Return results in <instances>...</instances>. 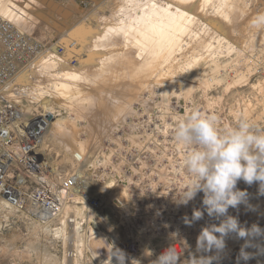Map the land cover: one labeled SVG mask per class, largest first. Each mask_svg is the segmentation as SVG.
<instances>
[{
    "label": "rangeland",
    "instance_id": "obj_1",
    "mask_svg": "<svg viewBox=\"0 0 264 264\" xmlns=\"http://www.w3.org/2000/svg\"><path fill=\"white\" fill-rule=\"evenodd\" d=\"M36 1H39L38 3L42 5L40 8L44 7V9H47H45L46 18H41L42 20H40L44 25L46 24L45 26H50L49 28L54 30V32L50 33L51 36L48 37L51 38L50 41L41 42L43 40L38 39L28 30L24 31L43 45L46 50L57 47V53L64 56L66 50L64 46H60L58 37L63 30L64 34L70 32L71 29L73 30L77 20L83 18L86 12L79 7L77 0ZM93 1L95 2V0ZM106 1L109 2L110 0H105L104 3ZM244 1L248 2L250 8H256V5H252L253 0ZM214 2L217 4L219 0H214ZM259 2L256 4L259 7L263 6L264 0ZM107 6L109 7V4ZM213 7L214 4L211 5L210 3V6L206 4L202 9L205 12L194 14L198 19L190 31L195 32L196 30L198 33L196 28L207 27V23H210L207 22L209 21L208 18L216 12L215 7ZM109 9V14H106L111 16ZM34 18L38 19L36 16ZM73 18H75L74 22ZM52 20H56L55 22H58L60 27L62 25L61 29L63 28V30L60 31L57 26L53 25ZM199 22L200 24H198ZM203 22L206 23L204 27L201 26ZM244 22L246 23V21H242L243 24L240 21L238 22L241 26L238 23L236 24L237 26H233L232 35L231 33H224L220 29L222 38H225L222 41V46L227 45L228 47L230 46L229 48H218L214 52L216 54L214 55L213 53L212 58V54L208 56L204 54L201 56L203 59L199 60L200 63L193 60L189 67H186L187 65L183 66L186 72V80L195 82L193 90L181 92L180 89L173 86L168 91L169 93L166 94L159 92V94L154 93L152 96L145 95L146 99H142L140 103L135 104L134 107L132 106L133 113L128 115L129 118L124 124V121L120 124L122 120H117L115 131L114 129V132L112 131V140L106 138L99 150L96 151L97 154L94 153V157H90L89 162L82 163L74 158L69 149L59 140L49 138L45 144L47 146L44 144L40 146L38 151L45 156V163L52 168H57L63 177H68L72 174L78 175V172H83L84 177L82 176V179L84 183L82 182L83 185H80L81 189L78 190L79 192L72 196L74 201L72 204L70 203L72 206H85L84 209L87 207L85 211L83 210L84 212L82 211L81 218H78V221L82 222L81 238L87 237L89 228L104 232L120 249L125 251L126 247L130 248L129 253H126V251L125 253L131 258L140 259L141 264H153V261L166 248L172 246L179 253L181 264H184L185 259L190 254L195 253L196 239L201 229L208 224L219 223L215 218H210L206 211L203 219L194 222L191 226L184 223V217L187 216L191 219L194 209L204 211V206L202 205L204 194L199 192L187 205H180L176 202L185 187L187 176L181 166L183 150L176 144L173 134L178 119L181 116H186L193 108H198L206 115H216L218 117V125L221 128L236 127L239 121L244 119L253 125L257 131H264V39L255 43L250 42V39H247L250 36L249 33H245L248 32V28ZM93 23L95 22L93 21ZM37 26H40L39 28L43 27L41 23H37ZM243 28L244 30L247 28L245 32H242ZM65 30L68 32H65ZM189 32L186 41H191H187L186 43L188 44L184 43V48L187 51L185 52L190 54L188 59L191 57L192 60L195 57L191 52L194 47L191 49H188V47L189 44L195 41L193 34L196 32L193 34L190 32L194 41L190 38ZM222 32L224 35H222ZM55 40L56 43H54ZM233 41H236V43ZM226 42L229 43L226 44ZM260 43L261 45H258ZM194 46L196 47V45ZM243 47L245 50H242ZM239 56L240 58L238 59ZM72 62V64L77 63L76 57L73 58ZM197 63L199 64L197 65ZM237 63L242 65H237ZM242 73H245L244 76H241ZM95 95L96 97L93 100L98 101L101 95L99 93ZM159 96L160 99H158ZM110 97L112 100L117 99L115 98L116 96L113 98L112 95L108 94V98ZM96 102L89 100L84 102L85 104H77L74 101V105L71 108H63V113L70 115L74 119L75 125L78 124V120L86 119V117L94 121L96 117L106 112V109H103L104 111L102 112L101 108L90 105V103L95 105ZM26 104L29 103L26 102ZM77 105L79 106L77 107ZM86 105L87 107H85ZM87 108L90 109V112H88ZM49 109L52 108H32L28 119L38 118L43 114L47 115L48 118L54 116ZM98 110L99 112H97ZM108 110V113L113 114L114 111L111 108ZM52 111L55 110L53 109ZM107 112L106 114H108ZM81 113H83V117H81ZM88 118L84 121H89ZM117 119L119 118L117 117ZM84 121L82 122L84 123ZM87 177L88 184L85 186ZM258 187V183L249 186L242 180L239 181L237 188L246 190L249 193V203L256 207V211H248L244 205H240L238 210L229 208L228 214L238 216L240 223L246 227H251L255 223L264 229V196L258 195ZM87 195L88 197H86ZM83 198L100 199L102 206L100 209L92 208L84 203ZM89 214L93 216H91V219ZM96 226L98 229L95 228ZM37 233L38 231H36L35 227L21 225L17 230L9 234V240L12 243H18L23 241L27 235L33 236V234ZM43 233L45 234V232ZM174 233H177V235L173 236ZM62 235V239L56 247L58 252H52L46 238L41 240L29 238L26 242L28 245H37L38 250H41V256L38 260L42 264H67L68 262V264H102L95 256L96 254L102 258V261H106L108 253L105 251L107 248L103 237H98L89 242V244L87 243L89 247L82 248L83 256L80 255V257L78 255L70 261L71 259L67 258L66 254L72 249V241L69 238L72 240L73 237H70V234L68 236L66 234ZM75 237L77 241L78 234ZM243 244L244 240L237 239L235 234H231L226 238V248L221 254L220 260L214 262V264H236V258ZM34 248L37 250V247ZM246 251L255 252L256 250L249 248ZM214 254L213 252L207 255ZM22 256L24 259L28 258V256ZM126 264H130V260H126ZM240 264H245V262L241 261ZM246 264H264V255L256 256L254 259L247 261Z\"/></svg>",
    "mask_w": 264,
    "mask_h": 264
},
{
    "label": "bare ground",
    "instance_id": "obj_2",
    "mask_svg": "<svg viewBox=\"0 0 264 264\" xmlns=\"http://www.w3.org/2000/svg\"><path fill=\"white\" fill-rule=\"evenodd\" d=\"M104 1L77 0L79 7L86 13L85 15H83L84 12L81 14L83 18L77 20L73 30L71 29L70 32L65 30V32H68L66 34L63 33V28L61 29L62 25L60 27L58 22H55L56 20H52L53 25L57 26L60 31L63 30L59 36L60 38L58 37V41L60 46L65 47L66 54L64 56L58 54V49L55 46V48L44 51V54L37 58L31 66H27L20 72L16 82H14V87H11L8 93V99L21 107L19 120L16 123L18 131L24 132L21 126L23 124L27 125L30 121L28 117L31 115L32 108H52L49 111L54 116L48 118V126L41 139L42 144L45 145L49 138L59 140L69 149L74 158L82 163L89 162L90 157L94 153L97 154L96 151L99 150L103 141L106 138L111 139L113 137L112 131L113 129L115 131L117 120H122L120 124L124 121V124L129 118L128 115L133 113L132 106L134 107L142 99H146L145 95L152 96L154 93L159 94V92L166 94L173 86L180 89L181 92L193 90L195 82L186 80V72L183 66L187 65L186 67H189L193 60L197 62L203 59L201 56L204 54L207 56L212 54V58L213 53L218 48H229L230 46L227 45L222 46V41L225 38H222L220 29L224 33H231L232 35L233 26L239 21L240 23L246 21L244 23L248 28H246L248 32H245L246 29L244 30V28L242 32L249 33L250 36L247 39L254 43L264 39V27L256 28L252 24L256 16L264 14V4L260 7L256 4L260 0H253L252 5H256V8L253 9L244 0H219L217 2L218 6L214 0H110L105 3ZM38 2L36 0H0V15L21 30H28L38 39L43 40L41 42H48L51 39L48 37L51 36L50 33H53L54 30L42 23L41 18H46V8H40L42 5ZM210 3L211 5L214 4L215 8H213L216 9V12L208 18L209 21L206 20L210 23H207L205 28L206 23L203 22L201 26L204 28L201 29L200 27L201 31L196 28L198 33L196 30V33L190 31L198 19L194 14L203 12L202 9L206 4L210 6ZM108 4L111 9L107 6ZM107 8L110 10L111 16L106 14L109 12ZM35 16L38 19L34 18ZM90 19L91 21H89ZM74 21L75 18H73ZM37 23H41L43 27L39 28L40 26H37ZM240 23L238 24L240 25ZM189 31L192 34L195 33L193 34L195 41L191 38ZM188 32L190 38L194 41V45H196V47L192 45L193 43L189 44V47L187 45L188 49L194 47L191 52L195 57L192 60L191 57L188 59L190 54H187L184 48L185 44H188L186 42L191 41H186ZM223 32L222 35H224ZM198 34L199 36H197ZM244 38L246 39V37ZM54 43H56V40ZM228 43L226 42V44ZM258 45H261V43ZM246 46L248 45L246 44ZM74 57L77 60L76 64H72ZM237 65L242 64L237 63ZM244 74L242 73L241 76H244ZM96 93L102 96L98 101L93 100ZM108 94L112 95L113 98L116 96L117 99L108 98ZM158 99H160V96ZM89 100L97 101L95 105L91 104L92 102L90 105L101 108L102 112L103 109H106L107 112L111 108L114 111V116L112 113H108L110 112L108 110V114L103 112V115L96 117L94 121L86 117L89 121H84L86 119L78 120V124L75 125L74 119L63 113V108H71L74 101L77 104H82ZM26 102L29 104H26ZM53 109L55 111H52ZM88 110L90 112V109ZM81 117H83V113H81ZM45 120L47 119L45 118ZM52 171L54 180L61 176L57 168H53ZM82 176L83 172H78V185L84 183ZM22 179L23 182H31L30 171H22ZM87 181L88 177L85 186L88 184ZM83 199L84 203H87L89 198ZM73 201L74 198L71 196L65 203V216L62 220L65 227L60 230L62 234L67 236L70 234V237H73L72 240L69 238L72 241L71 250L75 248L82 255V248L89 247L87 246L89 242L98 237L105 239L106 248H108L107 244H114L118 247L109 239L108 234L90 228L87 237L81 238L82 222L80 223L78 218H81L82 211H85L87 207L84 209L85 206H72ZM91 216L89 214L90 219ZM70 218H73V224H69ZM96 223L98 226V221ZM97 226L96 229H98ZM76 234H78L77 241ZM29 246L31 247L27 248V254L35 250L34 247H37V245ZM95 256L101 263L103 262L99 255L96 254ZM67 258L72 261L73 257L69 255ZM113 264H115V261H113Z\"/></svg>",
    "mask_w": 264,
    "mask_h": 264
},
{
    "label": "clouds",
    "instance_id": "obj_3",
    "mask_svg": "<svg viewBox=\"0 0 264 264\" xmlns=\"http://www.w3.org/2000/svg\"><path fill=\"white\" fill-rule=\"evenodd\" d=\"M252 24L264 27V14L256 16ZM174 140L183 150L182 168L187 182L177 203L187 205L199 192H203L204 211L194 209L191 219L184 223L191 226L203 219L206 211L210 218L219 221L203 227L196 239L194 254L184 264H214L226 248V238L235 234L244 240L236 264L264 255V229L258 224L242 225L238 216L228 214L229 208L244 205L248 211H256L249 203V193L237 188L239 181L251 186L258 183V195L264 196V131H257L248 121L241 119L236 127L221 128L218 117L206 115L193 108L181 116L174 130ZM103 191V189H101ZM174 233L173 236H176ZM108 259L102 264H141L140 259L129 257L114 244H107ZM253 248L255 252L246 251ZM214 255H207L208 253ZM153 264H181V258L172 246L166 248Z\"/></svg>",
    "mask_w": 264,
    "mask_h": 264
},
{
    "label": "built area",
    "instance_id": "obj_4",
    "mask_svg": "<svg viewBox=\"0 0 264 264\" xmlns=\"http://www.w3.org/2000/svg\"><path fill=\"white\" fill-rule=\"evenodd\" d=\"M44 51L43 45L0 15V264L40 263L38 246L37 250L26 253L29 238H46L52 252H58L56 247L62 239L60 230L65 227L61 220L65 216V203L81 189L76 174L61 175L54 180L53 168L38 151L48 126L47 115L29 118V124L21 126L24 131L21 133L16 124L20 108L8 99L20 72ZM22 171H30L31 182H23ZM86 204L96 209L102 206L96 198L87 199ZM73 222L70 218L69 224ZM21 225L33 226L38 233L12 243L9 234ZM125 251L129 253L130 248L126 247ZM69 255L76 258L81 253L74 248L67 252Z\"/></svg>",
    "mask_w": 264,
    "mask_h": 264
}]
</instances>
